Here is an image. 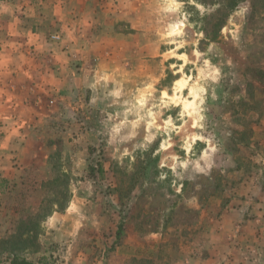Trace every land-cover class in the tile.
Returning a JSON list of instances; mask_svg holds the SVG:
<instances>
[{
  "label": "rangeland",
  "instance_id": "obj_1",
  "mask_svg": "<svg viewBox=\"0 0 264 264\" xmlns=\"http://www.w3.org/2000/svg\"><path fill=\"white\" fill-rule=\"evenodd\" d=\"M3 2L0 261L264 264V0Z\"/></svg>",
  "mask_w": 264,
  "mask_h": 264
},
{
  "label": "crops",
  "instance_id": "obj_2",
  "mask_svg": "<svg viewBox=\"0 0 264 264\" xmlns=\"http://www.w3.org/2000/svg\"><path fill=\"white\" fill-rule=\"evenodd\" d=\"M10 1V0H9ZM14 2V1H13ZM6 5L9 4L8 0H5ZM69 210V209H68ZM70 224L66 223L65 226L62 228L68 227L67 228V236L64 240V243L62 242L63 240H60L59 242L63 244V248L65 251L63 252L61 258L65 260L63 263L64 264H104V262H100L98 255L93 256V254H87L81 251V232L83 231L84 236L87 235V231L90 232L91 230H88V225L91 226L90 222L87 221H80L79 224ZM68 225V226H66ZM61 250V248H60ZM60 252V251H59ZM34 263H38L34 261Z\"/></svg>",
  "mask_w": 264,
  "mask_h": 264
},
{
  "label": "bare ground",
  "instance_id": "obj_3",
  "mask_svg": "<svg viewBox=\"0 0 264 264\" xmlns=\"http://www.w3.org/2000/svg\"><path fill=\"white\" fill-rule=\"evenodd\" d=\"M175 83L177 84L178 89L181 90L184 85V82L181 79H178L175 81ZM163 95L164 97L172 98L176 103L177 101H179V97L177 96V94L176 95L175 94H171V95L163 94ZM192 102L193 100H187L185 98H180V103L182 104L183 108L187 110L188 114L190 113V110H191L190 106H192Z\"/></svg>",
  "mask_w": 264,
  "mask_h": 264
},
{
  "label": "trees",
  "instance_id": "obj_4",
  "mask_svg": "<svg viewBox=\"0 0 264 264\" xmlns=\"http://www.w3.org/2000/svg\"><path fill=\"white\" fill-rule=\"evenodd\" d=\"M0 264H36V263L29 261L24 257H20L13 254V256L8 260V262L3 263L2 261H0Z\"/></svg>",
  "mask_w": 264,
  "mask_h": 264
}]
</instances>
